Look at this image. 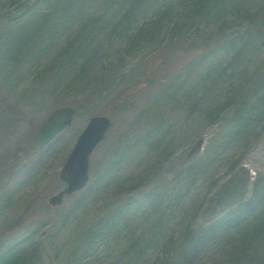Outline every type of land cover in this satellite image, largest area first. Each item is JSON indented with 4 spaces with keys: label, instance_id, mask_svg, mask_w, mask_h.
I'll use <instances>...</instances> for the list:
<instances>
[{
    "label": "rangeland",
    "instance_id": "1",
    "mask_svg": "<svg viewBox=\"0 0 264 264\" xmlns=\"http://www.w3.org/2000/svg\"><path fill=\"white\" fill-rule=\"evenodd\" d=\"M92 115L112 125L89 182L49 206ZM15 247L26 264H264V0H0V254Z\"/></svg>",
    "mask_w": 264,
    "mask_h": 264
},
{
    "label": "water",
    "instance_id": "2",
    "mask_svg": "<svg viewBox=\"0 0 264 264\" xmlns=\"http://www.w3.org/2000/svg\"><path fill=\"white\" fill-rule=\"evenodd\" d=\"M74 116L73 107L62 106L54 109L40 126L35 136L34 148L39 149L49 142ZM110 125L111 120L106 115H94L89 118L60 171L59 177L66 182V187L49 198L50 204H59L64 194L85 186L88 181L89 156Z\"/></svg>",
    "mask_w": 264,
    "mask_h": 264
},
{
    "label": "trees",
    "instance_id": "3",
    "mask_svg": "<svg viewBox=\"0 0 264 264\" xmlns=\"http://www.w3.org/2000/svg\"><path fill=\"white\" fill-rule=\"evenodd\" d=\"M20 38L19 40V46L18 50H21L22 47H25L27 43L29 42L28 40L30 39V34L28 33L27 30H24L23 32L20 33ZM129 98V97H128ZM130 102L126 97L124 101L121 103V105L125 106ZM84 106V103L82 101L77 103V112L80 113L82 107ZM253 199V198H252ZM251 204L252 202L250 201L247 204L246 210L243 208H240L242 212L246 213H241L239 215L234 216V212H229L221 217V220L219 222L221 223H228L229 225L232 224L233 222H240L243 221L244 217L248 215V213L251 210ZM18 249L17 247L13 248L12 250H5L0 254V264H26V257L28 256L27 253H25L27 250L26 249ZM28 252V251H27Z\"/></svg>",
    "mask_w": 264,
    "mask_h": 264
}]
</instances>
